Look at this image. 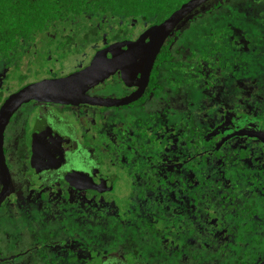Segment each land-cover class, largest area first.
I'll return each mask as SVG.
<instances>
[{"label": "flooded vegetation", "instance_id": "flooded-vegetation-1", "mask_svg": "<svg viewBox=\"0 0 264 264\" xmlns=\"http://www.w3.org/2000/svg\"><path fill=\"white\" fill-rule=\"evenodd\" d=\"M156 23L78 52L44 37L0 106ZM81 94L107 104L29 99L3 124L0 264H264V0H205L146 78L116 69Z\"/></svg>", "mask_w": 264, "mask_h": 264}, {"label": "trees", "instance_id": "trees-1", "mask_svg": "<svg viewBox=\"0 0 264 264\" xmlns=\"http://www.w3.org/2000/svg\"><path fill=\"white\" fill-rule=\"evenodd\" d=\"M185 1L0 0V82L8 84L18 77L23 54L28 55V67L34 65L33 51L40 56V66L44 65L45 59L35 45L44 37H50L52 43L58 37H69L70 42H77L74 51L78 52L98 37H126L139 27L159 22ZM194 28L202 34L198 24ZM200 199L204 202L206 197ZM150 237L149 242L154 244L155 237ZM166 264L178 263L172 257Z\"/></svg>", "mask_w": 264, "mask_h": 264}, {"label": "water", "instance_id": "water-1", "mask_svg": "<svg viewBox=\"0 0 264 264\" xmlns=\"http://www.w3.org/2000/svg\"><path fill=\"white\" fill-rule=\"evenodd\" d=\"M204 1L187 0L183 2L162 21L146 27L139 37L133 41L112 44L98 50L90 63L81 70L64 77L48 78L29 83L10 94L0 106V142L4 122L10 113L22 102L29 99L60 103H71L78 100L101 102L91 98L86 99L81 94V91L101 81L116 69L120 71L122 76L126 77L138 70L146 78L154 55L166 35L185 14ZM122 46L125 48L123 49ZM105 52L110 53L109 58L105 57ZM101 103L107 104L106 101Z\"/></svg>", "mask_w": 264, "mask_h": 264}, {"label": "rangeland", "instance_id": "rangeland-1", "mask_svg": "<svg viewBox=\"0 0 264 264\" xmlns=\"http://www.w3.org/2000/svg\"><path fill=\"white\" fill-rule=\"evenodd\" d=\"M80 60H81V59H80L79 57L76 58V59H73L70 65H74V66H75L77 62H78L77 64H80V63H79ZM70 65H69V67H70Z\"/></svg>", "mask_w": 264, "mask_h": 264}]
</instances>
